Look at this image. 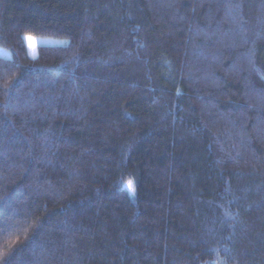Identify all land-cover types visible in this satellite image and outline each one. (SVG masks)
Segmentation results:
<instances>
[{"label": "trees", "instance_id": "1", "mask_svg": "<svg viewBox=\"0 0 264 264\" xmlns=\"http://www.w3.org/2000/svg\"><path fill=\"white\" fill-rule=\"evenodd\" d=\"M0 46V264H264V0H0Z\"/></svg>", "mask_w": 264, "mask_h": 264}, {"label": "rangeland", "instance_id": "2", "mask_svg": "<svg viewBox=\"0 0 264 264\" xmlns=\"http://www.w3.org/2000/svg\"><path fill=\"white\" fill-rule=\"evenodd\" d=\"M24 41L27 48V52L31 57L36 56L37 47L40 45H62L68 40L65 38H53L45 36H35L26 34L24 35ZM0 57L10 58L12 57L11 51L3 46H0Z\"/></svg>", "mask_w": 264, "mask_h": 264}, {"label": "snow or ice", "instance_id": "3", "mask_svg": "<svg viewBox=\"0 0 264 264\" xmlns=\"http://www.w3.org/2000/svg\"><path fill=\"white\" fill-rule=\"evenodd\" d=\"M125 186H126L130 191H131V190H134V188H133V182H132L131 180L127 181Z\"/></svg>", "mask_w": 264, "mask_h": 264}]
</instances>
